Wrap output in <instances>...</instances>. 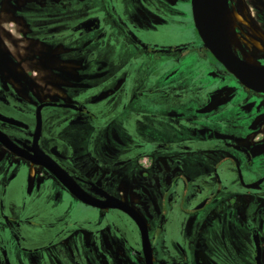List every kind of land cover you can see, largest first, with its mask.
<instances>
[{
    "label": "flooded vegetation",
    "instance_id": "1",
    "mask_svg": "<svg viewBox=\"0 0 264 264\" xmlns=\"http://www.w3.org/2000/svg\"><path fill=\"white\" fill-rule=\"evenodd\" d=\"M0 264H264V92L193 0H0Z\"/></svg>",
    "mask_w": 264,
    "mask_h": 264
},
{
    "label": "water",
    "instance_id": "2",
    "mask_svg": "<svg viewBox=\"0 0 264 264\" xmlns=\"http://www.w3.org/2000/svg\"><path fill=\"white\" fill-rule=\"evenodd\" d=\"M226 4L227 0H193L196 29L205 45L219 61L224 63L227 68L237 76L241 83L251 89L264 92V67L252 66L245 60L239 59L233 55L229 48L224 47L222 44V18L224 16ZM57 174L74 194L81 196L75 184L66 181L64 172H61V175L58 172ZM83 199L86 202L92 203L91 199ZM109 206L122 207L123 205L112 202L109 203Z\"/></svg>",
    "mask_w": 264,
    "mask_h": 264
},
{
    "label": "bare ground",
    "instance_id": "3",
    "mask_svg": "<svg viewBox=\"0 0 264 264\" xmlns=\"http://www.w3.org/2000/svg\"><path fill=\"white\" fill-rule=\"evenodd\" d=\"M247 19H249V18H247ZM247 19L245 18V16L243 14H241L240 12L235 10L234 8L226 9V12L222 18V25H223L222 44L224 47H227V48L237 47L239 49V52L241 53L242 57L250 65L262 66V64L259 62V60L257 58L252 56L250 53L246 52L241 46L240 38H239L238 32H237V26H238V23L248 25L249 22ZM253 27H254V25H253ZM259 28L254 29V34L258 38L257 39L251 38L249 42L256 49L263 50L264 49V32L262 29L260 30ZM246 37H248V36H246ZM31 165H34V164H31Z\"/></svg>",
    "mask_w": 264,
    "mask_h": 264
},
{
    "label": "rangeland",
    "instance_id": "4",
    "mask_svg": "<svg viewBox=\"0 0 264 264\" xmlns=\"http://www.w3.org/2000/svg\"><path fill=\"white\" fill-rule=\"evenodd\" d=\"M186 33H187L186 31H181L179 29L178 30L177 29L171 30V29L164 28V29L156 32L155 34H153V38H155V42H157L158 44L159 43L163 44L165 42L174 43L177 40L184 39V36ZM186 36H185V38H186ZM30 72L32 73V76H34L35 78L38 77V73H37L38 71H36L35 69H33ZM34 168H35V165H32V170H34ZM244 174H245V171H244ZM84 208L81 207L80 209L83 210Z\"/></svg>",
    "mask_w": 264,
    "mask_h": 264
}]
</instances>
